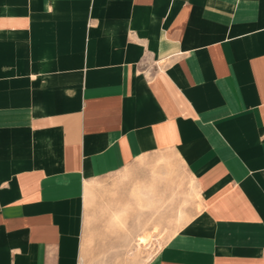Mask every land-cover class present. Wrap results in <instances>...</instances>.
<instances>
[{"label": "crops", "instance_id": "0c3cea01", "mask_svg": "<svg viewBox=\"0 0 264 264\" xmlns=\"http://www.w3.org/2000/svg\"><path fill=\"white\" fill-rule=\"evenodd\" d=\"M156 152L197 209L141 264H264V0H0V264L123 257L84 194Z\"/></svg>", "mask_w": 264, "mask_h": 264}, {"label": "rangeland", "instance_id": "374dc122", "mask_svg": "<svg viewBox=\"0 0 264 264\" xmlns=\"http://www.w3.org/2000/svg\"><path fill=\"white\" fill-rule=\"evenodd\" d=\"M84 195L86 215L95 218L93 224L103 218L104 223L116 218L124 222L123 257L94 258L96 264H141L197 209L193 181L169 152L153 153L123 172L97 180ZM108 226L92 225L101 239L106 229L112 230L109 235L119 247L116 226ZM138 236L145 238L137 243Z\"/></svg>", "mask_w": 264, "mask_h": 264}, {"label": "bare ground", "instance_id": "6f19581e", "mask_svg": "<svg viewBox=\"0 0 264 264\" xmlns=\"http://www.w3.org/2000/svg\"><path fill=\"white\" fill-rule=\"evenodd\" d=\"M142 241H144V239H142Z\"/></svg>", "mask_w": 264, "mask_h": 264}]
</instances>
